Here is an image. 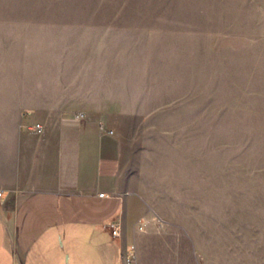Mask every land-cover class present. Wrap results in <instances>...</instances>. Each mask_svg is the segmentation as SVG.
I'll list each match as a JSON object with an SVG mask.
<instances>
[{
	"label": "rangeland",
	"instance_id": "374dc122",
	"mask_svg": "<svg viewBox=\"0 0 264 264\" xmlns=\"http://www.w3.org/2000/svg\"><path fill=\"white\" fill-rule=\"evenodd\" d=\"M251 1L0 0V53L67 81L55 102L115 129L126 183L156 222L187 226L204 264H264V15Z\"/></svg>",
	"mask_w": 264,
	"mask_h": 264
},
{
	"label": "crops",
	"instance_id": "0c3cea01",
	"mask_svg": "<svg viewBox=\"0 0 264 264\" xmlns=\"http://www.w3.org/2000/svg\"><path fill=\"white\" fill-rule=\"evenodd\" d=\"M250 5L264 15L262 1ZM254 34L264 53V29ZM14 56L0 53V264H126L131 253V264H204L187 226L160 227L126 183L115 129L89 109L56 103L67 81L30 75L26 55ZM32 59L45 63L42 54Z\"/></svg>",
	"mask_w": 264,
	"mask_h": 264
},
{
	"label": "built area",
	"instance_id": "2783aa9c",
	"mask_svg": "<svg viewBox=\"0 0 264 264\" xmlns=\"http://www.w3.org/2000/svg\"><path fill=\"white\" fill-rule=\"evenodd\" d=\"M84 114H79L77 117H83ZM35 131L37 133H42L43 132V126L40 123L35 124ZM112 132V131H111ZM2 194V191H0V196ZM146 216L140 217L139 219L136 220L135 222V227L139 231H145L147 229V221L145 220ZM157 222L160 227H163L164 222L162 219L157 218ZM121 224L119 222H115L110 224V230L113 236H120L121 233ZM134 258V253H131L129 257L126 260V264H131Z\"/></svg>",
	"mask_w": 264,
	"mask_h": 264
}]
</instances>
